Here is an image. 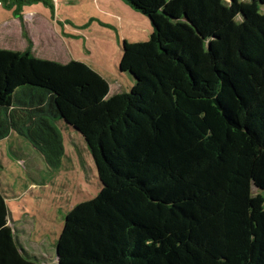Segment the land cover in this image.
<instances>
[{"label": "trees", "instance_id": "obj_1", "mask_svg": "<svg viewBox=\"0 0 264 264\" xmlns=\"http://www.w3.org/2000/svg\"><path fill=\"white\" fill-rule=\"evenodd\" d=\"M32 1L1 4L17 15ZM122 1L153 27L122 43L129 93L108 98L82 62L0 49V141L14 131L58 169L62 121L102 185L66 217L59 264H264V16L220 0ZM7 223L0 192V264H42Z\"/></svg>", "mask_w": 264, "mask_h": 264}, {"label": "crops", "instance_id": "obj_2", "mask_svg": "<svg viewBox=\"0 0 264 264\" xmlns=\"http://www.w3.org/2000/svg\"><path fill=\"white\" fill-rule=\"evenodd\" d=\"M48 1L53 4L52 8H54V11L52 12L40 7L41 3L39 2L35 7L33 5L22 6L16 15L14 9H5L0 0V49L24 52L31 47L32 53L36 58L65 65L72 61H79L74 58V54L70 50L76 47V40H80L83 37V33L86 32L80 28V26L84 25L83 21H90L85 26H93L92 29L97 31L93 37L89 38L91 39V45H97L100 42L105 46L107 42L109 44L112 43L114 47L119 46V48H122L120 45H122L123 41L129 43L147 42L153 33V27L148 18L134 11L122 0H89L82 3L77 0ZM107 32L108 34H106ZM69 51L73 56L69 54ZM79 62L89 66L108 82L110 87L108 98L129 93L121 92L119 85L112 86L107 78L109 76L106 73L107 71L100 69L98 64L94 66L89 62ZM120 77L124 76L120 74ZM133 82L135 84V81ZM57 126L63 133H68V137L80 136V134L66 127L62 121L58 122ZM14 134L17 133L12 131L6 139L0 141V168L3 169L5 165V159H1V155L6 158V151L9 145L20 143L23 148L22 158H20L21 162L28 164L29 169L36 173L50 170L43 157L31 147L28 141L19 134H17L19 137ZM13 139H16L17 142H14ZM91 160L93 161L92 157ZM3 186L0 183V192L4 196L8 207L7 225L12 229L18 247L26 255L36 258L42 264H45L46 258L50 259L54 255L52 248H41L37 244H33L32 240L35 234L30 232L29 222L23 225L21 221L18 223L14 221L13 216L17 214V211L25 213L26 210H23L24 207H21V210L18 206L16 207L18 210L16 208L11 210L8 204V197L5 196V190L2 189ZM36 235L39 234L36 233ZM55 257L57 260V251Z\"/></svg>", "mask_w": 264, "mask_h": 264}, {"label": "rangeland", "instance_id": "obj_3", "mask_svg": "<svg viewBox=\"0 0 264 264\" xmlns=\"http://www.w3.org/2000/svg\"><path fill=\"white\" fill-rule=\"evenodd\" d=\"M46 1L47 4L40 2V7L51 12L54 11L53 4ZM77 1L82 3L89 0ZM220 2L228 9L235 3L242 5L248 11L250 10V12L244 11L248 12L249 14L246 13L247 17L249 15L252 19H255L256 15L264 16V0H220ZM36 4V1L33 0L28 6L35 7ZM76 12L78 13L77 10ZM243 16L246 17L242 13L236 23H242ZM88 22L90 21H83L84 25L80 28L86 32L83 33L80 40H76V47L70 50L74 54V58L89 62L94 66L98 64L100 69L107 71L106 73L109 75L107 78L112 86L119 85L121 92H130L134 86V78L129 73L121 74L119 70L122 48L114 47L112 43L107 42L105 46L100 42L97 45H91L89 38L93 37L97 31L92 29L93 26H85ZM111 22L113 23V21ZM98 28L100 29V27ZM70 51L69 54L72 55ZM120 74L124 77H120ZM63 134L66 155L58 169H48L37 173L29 169L28 164L21 162L23 148L20 143L9 145L6 158L1 155V159H5V165L3 169L0 168V183L4 185L2 189L5 190V196L8 197V204L11 210L17 206L19 209L24 207L23 210H26L25 213L17 211V214L13 216L14 221L17 223L21 221L23 225L29 222L30 232L35 234L32 240L33 244L53 250L54 255L50 259L45 255L47 257L44 261L45 264H59V260H56L55 257L57 243L68 214L78 205L96 198L102 188L86 142L81 136L71 138L68 137V133ZM14 135L17 136V134ZM13 141L17 142L16 139ZM253 191L257 192L255 189ZM259 193L264 197V191H259Z\"/></svg>", "mask_w": 264, "mask_h": 264}, {"label": "water", "instance_id": "obj_4", "mask_svg": "<svg viewBox=\"0 0 264 264\" xmlns=\"http://www.w3.org/2000/svg\"><path fill=\"white\" fill-rule=\"evenodd\" d=\"M57 260H59L58 256H57Z\"/></svg>", "mask_w": 264, "mask_h": 264}]
</instances>
